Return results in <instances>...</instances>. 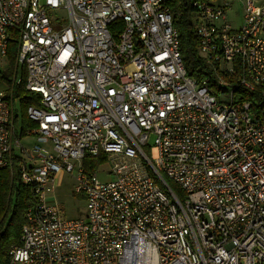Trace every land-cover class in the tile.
Masks as SVG:
<instances>
[{
  "label": "built area",
  "instance_id": "1",
  "mask_svg": "<svg viewBox=\"0 0 264 264\" xmlns=\"http://www.w3.org/2000/svg\"><path fill=\"white\" fill-rule=\"evenodd\" d=\"M231 1H191L212 70L199 84L168 0H0V55L15 34L40 94L27 115L51 144H20L0 91V168L18 150L36 195L7 264H264V106L234 92L264 84V0ZM101 154L107 168L83 169ZM73 170L86 209L65 218L44 197Z\"/></svg>",
  "mask_w": 264,
  "mask_h": 264
},
{
  "label": "trees",
  "instance_id": "2",
  "mask_svg": "<svg viewBox=\"0 0 264 264\" xmlns=\"http://www.w3.org/2000/svg\"><path fill=\"white\" fill-rule=\"evenodd\" d=\"M192 0H168L172 12V24L178 32L179 50L186 74L193 77L197 83L202 84L205 78L211 76V66L199 55L197 51L198 38L195 33V8ZM121 21H116L115 32L121 30ZM115 35V34H114ZM7 67L0 70V78L8 85L5 95L11 94L12 99L18 102V113L12 109V119L19 123V136H24L37 125L27 115L28 105H39L40 94L27 90L25 64L16 61L17 39L10 36L6 50ZM18 79V81H17ZM210 89V83H207ZM215 89H218L215 87ZM211 88V92H215ZM235 94H242L243 99L251 102L253 108L264 106V84L256 86L253 90L235 89ZM258 112V111H257ZM15 136V135H14ZM105 161L103 154L87 155L82 159L85 171L94 170L97 165ZM19 157L12 154L10 164L0 168V264H7L8 248L12 243L19 242L21 227L25 220L26 208L34 202L36 195L30 184L23 183L20 178ZM170 188L179 197L181 191L175 183L167 180Z\"/></svg>",
  "mask_w": 264,
  "mask_h": 264
},
{
  "label": "rangeland",
  "instance_id": "3",
  "mask_svg": "<svg viewBox=\"0 0 264 264\" xmlns=\"http://www.w3.org/2000/svg\"><path fill=\"white\" fill-rule=\"evenodd\" d=\"M43 1V0H40ZM231 0H215L216 3H222ZM63 14L62 11H58ZM242 15V2L241 1H231L230 8L227 10V20L232 25H238L241 20ZM7 57L5 55H0V70L2 71L7 67ZM8 89V85L3 79L0 78V91L4 93ZM15 110H18V103H15ZM21 145L29 148L33 143L37 142V138L33 135H25L19 138ZM15 153L18 150L14 149ZM76 164V162H74ZM102 169L107 168L105 161L100 163ZM75 169V167H74ZM110 176H105L99 174V179H109ZM75 174L74 170L71 173L63 172L56 175L54 185L50 187L52 190V197L58 206L60 214L65 218H75L84 217L85 215V196L82 193H76L74 191Z\"/></svg>",
  "mask_w": 264,
  "mask_h": 264
},
{
  "label": "crops",
  "instance_id": "4",
  "mask_svg": "<svg viewBox=\"0 0 264 264\" xmlns=\"http://www.w3.org/2000/svg\"><path fill=\"white\" fill-rule=\"evenodd\" d=\"M17 61V60H16ZM17 81H18V79H17ZM6 93V92H5ZM4 93V94H5ZM7 97H8V99L10 100V103L12 104V109L13 110H15V103L17 102L16 100H13L12 99V96H11V94H9V95H6ZM18 103V102H17ZM15 112H17L18 113V110H15ZM34 121V120H33ZM36 127H37V125H36ZM36 127L34 128V129H32L31 131H28L27 133H26V135H33L34 137H36L37 138V135H36V133H35V129H36ZM18 130H19V123H18V121H16V123L13 121V126H12V131H13V136L14 137H17L18 139L21 137V136H17L16 135V133L18 134ZM25 136V135H24ZM34 145H37V146H41V147H45V148H50V142L48 141V140H39L38 138H37V142H35V143H33L29 148H27V149H31ZM14 152V151H13ZM14 154L16 155L17 153H15L14 152ZM61 173H63V172H61ZM56 177V176H55ZM51 189L50 190H48V191H46V193H45V197H44V200H45V202L47 203V204H55L56 206H57V204L55 203V201L53 200V197H52V193H51ZM58 207V206H57Z\"/></svg>",
  "mask_w": 264,
  "mask_h": 264
}]
</instances>
